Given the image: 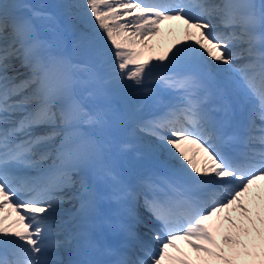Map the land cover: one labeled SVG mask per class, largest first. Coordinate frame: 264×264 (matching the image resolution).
Instances as JSON below:
<instances>
[{
    "label": "snow or ice",
    "instance_id": "obj_1",
    "mask_svg": "<svg viewBox=\"0 0 264 264\" xmlns=\"http://www.w3.org/2000/svg\"><path fill=\"white\" fill-rule=\"evenodd\" d=\"M0 264H264V0H0Z\"/></svg>",
    "mask_w": 264,
    "mask_h": 264
},
{
    "label": "rangeland",
    "instance_id": "obj_2",
    "mask_svg": "<svg viewBox=\"0 0 264 264\" xmlns=\"http://www.w3.org/2000/svg\"><path fill=\"white\" fill-rule=\"evenodd\" d=\"M31 3H34V4H39L40 2H36L34 0H30Z\"/></svg>",
    "mask_w": 264,
    "mask_h": 264
},
{
    "label": "trees",
    "instance_id": "obj_3",
    "mask_svg": "<svg viewBox=\"0 0 264 264\" xmlns=\"http://www.w3.org/2000/svg\"><path fill=\"white\" fill-rule=\"evenodd\" d=\"M39 1H43V0H39Z\"/></svg>",
    "mask_w": 264,
    "mask_h": 264
}]
</instances>
